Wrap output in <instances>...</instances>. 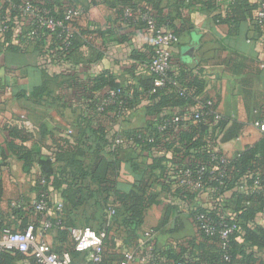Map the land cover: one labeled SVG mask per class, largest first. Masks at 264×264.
I'll return each instance as SVG.
<instances>
[{"label":"trees","instance_id":"obj_1","mask_svg":"<svg viewBox=\"0 0 264 264\" xmlns=\"http://www.w3.org/2000/svg\"><path fill=\"white\" fill-rule=\"evenodd\" d=\"M25 1H30L38 11H47L51 18L63 21L64 28L54 33L37 30L33 35L34 27L18 9ZM184 1L176 0L167 6L163 0H108L107 4L115 11L116 21L120 24L147 29L141 19L146 14L152 17L157 27L168 29L176 36L192 28L188 18L189 7L184 5ZM198 1L206 6L214 4L213 0ZM68 5L77 4L74 0L2 2L0 17L9 19V30L0 41V48L31 51L52 65L69 64L80 45V39L89 32L77 26L80 18L68 22L63 20ZM257 6L232 1L227 5L222 19L231 28L241 21L252 20L264 33L252 14ZM82 7L84 16L88 8ZM164 10L168 12L164 13ZM126 11L131 13L130 17L125 15ZM176 21L180 22L179 26L175 25ZM151 55L149 47L145 63L148 77L142 81L140 92L133 87L123 88L105 72L84 82L77 73L65 76L64 81L58 84L60 91L79 94L83 109L77 120V136L71 140L59 138L53 160L35 157L25 146L29 136L24 130L8 129L11 140L8 152L22 162L24 173H29L35 164L39 166L34 199L43 195L52 213L48 216L46 212H38L30 204L32 199L21 198L24 203L20 207L10 206L13 217L20 222L18 230L12 231L23 232L29 225L40 230L42 223L49 220L52 224L49 232L55 234L53 251L59 255L67 253L73 259L81 254L74 250L69 229L88 227L96 232L104 231L100 261L94 263L86 258L85 264H119L123 260V251L128 249L135 253L138 260H144L142 263L137 260L133 264H150L151 260L159 264H264V223L260 222V217H264V139L234 160L220 163L218 160L222 153L217 150L218 143L235 138L241 126L232 124L231 128H227L229 121L217 113L215 103L201 97L200 92H193V84L177 81L171 69L167 74L170 81L162 87H155L157 77L148 70ZM46 84L48 81L33 90L31 97L34 102L39 103L45 93L50 94ZM110 91L114 92L113 97L109 96ZM141 101L146 103L139 110L151 118L147 125L141 129L112 132V125L127 119V113L136 110ZM207 101H211L212 105H206ZM197 105L202 106L201 116L194 121L196 110L190 112L187 108ZM216 116L219 118L216 119ZM176 117L182 120L174 122ZM258 120H264V116ZM119 137L123 140L120 145L115 143ZM143 156L152 161L147 175L132 185L129 192L117 190L113 178L117 177L120 165L129 162L133 171L140 173L138 170L142 165L136 160ZM87 158L92 160L88 167L84 164ZM0 160H3L0 161L1 169L6 157ZM60 162L65 163L68 169L55 168ZM184 171L198 175L200 190L180 185ZM242 185L246 186V191L237 192ZM155 186H160L172 200L165 208L163 224L173 214L183 212L189 215L193 223L195 235L184 238L176 247L167 245L159 249L154 241L147 243L150 250L140 246L145 214L160 202L153 192ZM51 192H56L63 204L60 214L54 211ZM227 192H232L229 199L224 198ZM1 196L0 181V200ZM201 197H206L208 203L201 204ZM86 208L93 211L92 215L87 216L85 211V219L79 220L76 211ZM110 209L114 213L108 218ZM99 211V224L93 227ZM224 224L235 226L226 240H222L218 233ZM203 226L212 228V235ZM0 227H7L1 218ZM23 256L18 251L1 253L0 264H14Z\"/></svg>","mask_w":264,"mask_h":264},{"label":"crops","instance_id":"obj_2","mask_svg":"<svg viewBox=\"0 0 264 264\" xmlns=\"http://www.w3.org/2000/svg\"><path fill=\"white\" fill-rule=\"evenodd\" d=\"M6 1L0 0V8L2 2ZM74 1L88 8V13L79 19L77 26L87 29L89 33L80 39V45L69 64L52 65L31 51L17 52L0 48V159L6 157L5 165L0 169V218L5 226L14 231L18 230L20 222L13 217L10 203L21 198L34 199L40 171L35 164L29 173L23 172L22 162L8 152V143L11 141L8 129L24 130L29 136L25 146L35 157L53 160L59 138L71 140L77 136V120L83 109L79 94L60 91L58 84L64 81L66 75L77 73L84 82L105 72L123 88L133 87L137 92L141 91L142 81L148 77L145 63L151 33L144 27L118 23L115 11L107 4L108 0ZM175 1L163 0V4L167 6ZM213 1L214 4L208 6L198 0L183 2L189 7L188 18L192 28L176 35L172 47L171 73L177 81L193 84V92H200L201 97L212 100L217 113L229 121L227 128H231L232 124L241 126L235 138L217 145V150L232 161L262 140L253 123L264 116V33L252 20L241 21L231 28L222 19L230 2L243 1L254 5L258 0ZM167 12L164 10V13ZM175 25L179 26L180 22L176 21ZM45 81H48L46 87L50 94L45 93L41 101L36 103L31 93ZM145 103L139 102L136 110L127 113V119L112 125L111 131L144 128L151 119L139 110ZM187 110L193 112L195 107ZM136 161L142 165L138 170L140 173L134 172L129 162L122 163L117 177L113 178L120 192H129L132 185L149 172L147 168L151 165V158L143 156ZM91 163V158L84 160L87 167ZM57 167L68 169L61 162L55 165ZM245 191V185L237 189L240 193ZM153 192L158 195L160 202L147 210L142 232L153 228L154 244L159 249L167 245L176 247L184 238L193 237L195 229L185 212L180 215L175 213L168 222L162 223L165 208L172 200L160 186H155ZM231 196L232 192L224 194L225 199ZM205 198L201 197V204L208 203ZM51 199L53 203L61 201L56 192H51ZM85 211L87 216L92 215V210L79 209L76 211L79 220L84 218ZM99 216L100 211L96 214L93 227L99 224ZM260 222L264 223V217H260ZM45 240L54 246V232L47 233ZM80 254L76 259L71 257V262L87 263L85 254ZM14 264L36 263L30 257L23 256Z\"/></svg>","mask_w":264,"mask_h":264},{"label":"built area","instance_id":"obj_3","mask_svg":"<svg viewBox=\"0 0 264 264\" xmlns=\"http://www.w3.org/2000/svg\"><path fill=\"white\" fill-rule=\"evenodd\" d=\"M257 8L254 11L255 21L264 29V0L257 1ZM69 6V5H68ZM19 11L28 19L29 24L34 27L32 34L36 35L37 30H47L54 33L59 28L63 27V21L51 18L47 11H38L30 1L22 2L18 6ZM84 9L81 5H70L65 11L64 21H74L83 16ZM126 16L130 17L131 13L126 11ZM141 19L146 23L148 31L151 33L150 47L152 51L151 61L148 70L156 75L157 79L154 82L155 87H162L165 83L169 82L167 76L171 69L172 61V47L176 40V36L168 29L157 27L154 20L149 15H142ZM9 30V19L7 17H0V41L3 40L4 34ZM110 97L114 96V92L110 91ZM206 105L211 106L212 102L207 101ZM202 106L197 105L194 112V121L200 119V109ZM219 116H216L218 119ZM180 117H176L174 122L181 121ZM253 126L258 130L261 137L264 139V120H258L253 123ZM120 145L123 140L119 137L115 141ZM214 158H212L213 160ZM220 163H226L227 159L222 155L219 160ZM44 183V182H42ZM180 185L185 186L191 190L198 191L201 189L200 180L198 175H192L189 171L182 172ZM23 199L19 202H11V207H20L23 204ZM34 210L51 215L48 202L43 199V195L39 199H33L30 202ZM63 204L61 201L54 203V211L61 213ZM113 209L108 211V218L113 215ZM202 220V217H200ZM52 228L49 220L42 223L41 229L36 230L32 225H29L23 232H14L8 227H0V254L8 251H18L26 257H30L36 264H71V257L67 253L61 255L55 253L52 247L45 241L44 235ZM205 231L212 235L213 229L208 226H203ZM235 230V226L224 224L221 226L219 236L222 240H226L228 236ZM70 235L74 242V250L79 253H84L89 261L97 263L100 261V256L103 251V240L105 238L104 231L96 232L88 227L79 229H69ZM155 232L149 228L143 231V239L140 241V246H147L148 242H153ZM138 259L133 251H128L124 254L123 260L119 264H133ZM140 263L144 262L143 259L138 260ZM150 264H159L154 260Z\"/></svg>","mask_w":264,"mask_h":264},{"label":"rangeland","instance_id":"obj_4","mask_svg":"<svg viewBox=\"0 0 264 264\" xmlns=\"http://www.w3.org/2000/svg\"><path fill=\"white\" fill-rule=\"evenodd\" d=\"M45 241H46V240H45ZM46 242H47V241H46ZM47 243H48V242H47ZM48 244H49V243H48ZM49 245H50V244H49ZM50 246H51V245H50ZM51 247H52V246H51ZM125 252H126V251H123V256H124Z\"/></svg>","mask_w":264,"mask_h":264}]
</instances>
